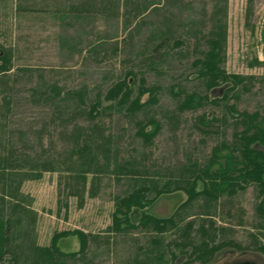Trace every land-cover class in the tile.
<instances>
[{
	"label": "rangeland",
	"instance_id": "1",
	"mask_svg": "<svg viewBox=\"0 0 264 264\" xmlns=\"http://www.w3.org/2000/svg\"><path fill=\"white\" fill-rule=\"evenodd\" d=\"M215 4L226 5L221 67L252 76L225 91L208 89L194 65L208 49ZM1 50L12 57L0 72V173L15 174L8 191L20 182L17 193L0 191V219L14 236L2 264H33L44 254L35 245L49 246L61 232L57 245L67 254L55 253L56 264H264L257 183L239 181L215 198L189 199L188 191L193 180L197 191L211 182L203 172L222 161L215 148L224 154L239 143L245 126L229 106L264 114V0H0ZM187 94L201 100L180 109ZM83 144L100 157L80 203L69 175L80 169ZM11 150L13 168L4 160ZM26 156L55 169L33 177L34 161L19 160ZM144 185L145 210L173 219L163 229L144 225L139 207L115 215L117 198ZM78 230L87 235L84 251ZM228 240L239 247L225 245L207 263L193 259L192 246Z\"/></svg>",
	"mask_w": 264,
	"mask_h": 264
},
{
	"label": "trees",
	"instance_id": "2",
	"mask_svg": "<svg viewBox=\"0 0 264 264\" xmlns=\"http://www.w3.org/2000/svg\"><path fill=\"white\" fill-rule=\"evenodd\" d=\"M225 11L226 5H224V7L219 6V4H215L213 6L210 14L212 24L209 30V37L206 41L208 44V49L205 50L202 58H198L194 62V65L199 67L200 73L205 77L207 88L211 90L215 88L225 87V91L233 87L235 84L242 83L244 80H249L252 78V76L248 75L226 73L225 70L221 67V64L223 63L225 57V46L227 40V25L225 20L221 17L222 13H224L225 15ZM11 57L12 55L10 52H5L3 50L0 51V72H6L10 70L11 66L9 62L11 61ZM122 87V85L115 87L111 94L112 97H116L120 93ZM122 91L123 97L129 96V88L127 85H125V89L123 88ZM200 100L201 97L196 98L195 94H187L181 105L179 104V108L183 109L187 107H195L198 105ZM138 103L139 102L137 101V99H135L134 104L138 105ZM94 108L95 106H92V110ZM229 108L232 111L237 112L236 115L245 126L243 131H241L239 134H236V136L240 139L239 143L237 146L229 147L224 154L223 150L215 148V153L213 154L214 158H222V161L211 162L209 166L210 170H204L203 174L211 178V182H205L206 184H204L202 190L197 191L195 189L196 180H193V182L191 183V187L188 189L189 199L195 197L199 193H203L206 197L209 198H215L217 197L218 191H224L227 188H230V191H233V188H235L234 186H236L239 181H243L246 183L249 181L255 182L258 184V186H260L262 190H264V114L261 115L258 112L248 113L246 111L238 112L232 105H230ZM89 113L91 114V112ZM220 146L224 147V145ZM258 146L260 148H258ZM93 148V144H83V152L80 155L83 160L79 159L80 169H78L77 172L71 173L69 175V178L73 181L71 188H69V193L77 196L80 199V203L83 202V194L87 188V173L91 172V166H94L98 162L100 157L98 151ZM12 151L13 150L7 152L4 160L7 167L11 166L13 168L15 166V163L12 161L17 162L18 159L13 158L14 155ZM234 151H236L237 154H235ZM26 157L28 158H20L19 160L20 162H24V160H31V162L34 161V165H36L37 170L33 172V174H31L33 175V177L41 176V173L43 171H52L55 169L54 162L52 160H40L39 158L32 159V157L30 156ZM215 164L217 165V168H215L214 171H211V167H213ZM12 174L9 172L0 173V181H3L0 191H4L5 195L6 193L12 195L13 193H17L19 191L20 182L14 187L13 192L8 191V189L6 188L7 186H9V183H7V181L10 180L9 175ZM25 175L27 177L30 176L29 174ZM197 178L198 176L196 175L195 179ZM216 178L217 181H215ZM208 184H210V186H208ZM89 191L91 195L94 194L91 185ZM146 191H148V187L144 185L132 191L125 197L117 198L116 203L118 204V207L115 210V215L117 213H122V217L128 218L132 208L139 207L142 210L140 219H142V223L144 225L149 221H154L160 229H163L165 223H173L172 217L157 218L149 214V212L145 210L147 204L149 203V201L145 197ZM157 193H160V190H158ZM4 194L3 196H0V211L3 210L5 201ZM14 203L15 204H13L12 207H18L17 199H15ZM260 209L264 212V201L260 203ZM186 227L188 230L184 235L185 238H188L191 224H186ZM75 232L80 238L79 251H84L87 247V235L81 230ZM63 234H65V232L53 234L49 246L39 247L35 245L34 249L43 251L44 254L43 257H41L40 255L38 257L36 256V259H33L32 261L33 264H56V257L54 255L55 253L65 256L67 253L62 252L57 245L58 236ZM13 237V230H10L9 220L0 219V264H2V256L11 251L10 245L12 244H10V242L13 241ZM186 243H190V241H183V244L181 245H188ZM225 245L239 247L231 240H228L227 242H220L216 245H210L208 242L202 241L198 245L192 246L191 253H193L194 255L193 259L198 260L202 263H207L215 255V253ZM260 249L264 251V247H260ZM69 254L75 255L76 252H70ZM10 264H17V260L15 257H13Z\"/></svg>",
	"mask_w": 264,
	"mask_h": 264
},
{
	"label": "water",
	"instance_id": "3",
	"mask_svg": "<svg viewBox=\"0 0 264 264\" xmlns=\"http://www.w3.org/2000/svg\"><path fill=\"white\" fill-rule=\"evenodd\" d=\"M236 264H256V263H254V262H242V263H236Z\"/></svg>",
	"mask_w": 264,
	"mask_h": 264
},
{
	"label": "flooded vegetation",
	"instance_id": "4",
	"mask_svg": "<svg viewBox=\"0 0 264 264\" xmlns=\"http://www.w3.org/2000/svg\"><path fill=\"white\" fill-rule=\"evenodd\" d=\"M242 262H247V261L246 260H243V261H240V262H234L233 264L242 263ZM248 262H251V261H248Z\"/></svg>",
	"mask_w": 264,
	"mask_h": 264
},
{
	"label": "crops",
	"instance_id": "5",
	"mask_svg": "<svg viewBox=\"0 0 264 264\" xmlns=\"http://www.w3.org/2000/svg\"><path fill=\"white\" fill-rule=\"evenodd\" d=\"M21 22L24 24V23L26 22V20H23V19H22ZM21 25H22V24H21Z\"/></svg>",
	"mask_w": 264,
	"mask_h": 264
}]
</instances>
